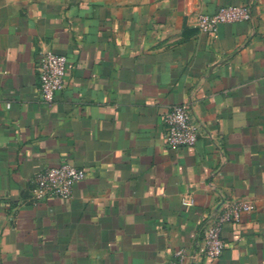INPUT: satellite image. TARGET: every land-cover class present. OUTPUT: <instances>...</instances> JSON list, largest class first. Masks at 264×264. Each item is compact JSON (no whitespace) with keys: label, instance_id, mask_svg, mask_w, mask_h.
I'll use <instances>...</instances> for the list:
<instances>
[{"label":"crops","instance_id":"1","mask_svg":"<svg viewBox=\"0 0 264 264\" xmlns=\"http://www.w3.org/2000/svg\"><path fill=\"white\" fill-rule=\"evenodd\" d=\"M241 5L252 19L216 38L195 26ZM43 51L67 60L51 105ZM179 104L199 135L169 149ZM64 163L85 179L37 201L35 174ZM232 201L252 211L193 264H264V0H0V264H167Z\"/></svg>","mask_w":264,"mask_h":264},{"label":"built area","instance_id":"2","mask_svg":"<svg viewBox=\"0 0 264 264\" xmlns=\"http://www.w3.org/2000/svg\"><path fill=\"white\" fill-rule=\"evenodd\" d=\"M251 19L249 6H225L219 8L213 15L198 14L195 26L201 33L216 38L220 25L249 22ZM35 66L40 99L44 104L51 105L56 94L65 86L66 57L52 51H43L38 53ZM162 124L165 131L164 142L169 149L192 147L198 139L197 125L186 105L169 107L162 118ZM85 176L83 169L69 163L38 171L33 178V196L37 201L48 198L68 200L72 196L74 186L83 181ZM181 205L192 207L194 200L190 196H185L181 200ZM251 211V204L245 201L225 203L218 214L205 221L197 251L192 255L183 248L178 249L174 251L167 264H193L201 258L219 259L225 247L221 238L223 226L238 223L242 213Z\"/></svg>","mask_w":264,"mask_h":264}]
</instances>
